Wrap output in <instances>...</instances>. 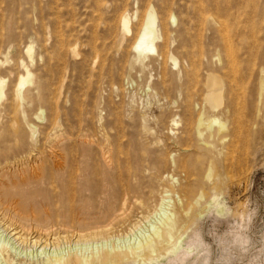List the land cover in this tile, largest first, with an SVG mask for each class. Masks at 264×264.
I'll return each mask as SVG.
<instances>
[{
    "label": "rangeland",
    "instance_id": "374dc122",
    "mask_svg": "<svg viewBox=\"0 0 264 264\" xmlns=\"http://www.w3.org/2000/svg\"><path fill=\"white\" fill-rule=\"evenodd\" d=\"M0 78V222L131 243L171 212L157 260L117 264H264V0H0Z\"/></svg>",
    "mask_w": 264,
    "mask_h": 264
},
{
    "label": "bare ground",
    "instance_id": "6f19581e",
    "mask_svg": "<svg viewBox=\"0 0 264 264\" xmlns=\"http://www.w3.org/2000/svg\"><path fill=\"white\" fill-rule=\"evenodd\" d=\"M122 26L127 31L129 30V24L126 18H123ZM157 27L158 17L154 9L151 8L146 14L143 28L137 36L133 46L137 53L143 55L150 51L156 52L155 41L161 36L159 35ZM30 51L31 47L28 46L26 52L29 58H31L29 54ZM170 58L173 60L174 64L177 63V59L172 56ZM206 78L207 92L205 100L211 108L218 107L221 104L222 98V81L213 73L208 74ZM32 79V73L26 69V76H20L18 82V88L16 90L17 97H21L22 89L27 83H30ZM3 83L4 80L0 78V98L4 94ZM176 122V118H173L172 124L175 125ZM201 123L200 120L199 124ZM222 127H224V125ZM35 132L33 131V137H35ZM166 205V198H162L158 205V209L162 207L167 208ZM154 213H156V210L144 216L142 215L139 220L131 223L128 228V234L136 229L142 220L145 221L144 219L150 217V215ZM174 214L168 212L164 216L162 215L163 217L160 220L158 219L157 225L154 226L153 229L151 228V232L143 235L140 239L138 238L135 242H126L127 244L118 241L122 235L117 236L111 234L112 228L108 225L87 232L78 231L76 232L75 239H73L71 243L66 236H54L52 238L47 235L32 236L33 234L31 236H23L24 233L22 230H18L17 227H14L16 225L13 226L14 228L10 229L6 223L0 222V232L8 237V240L0 241V264H117L118 262H135L137 259L141 261L148 260V262L151 263L157 260L159 248H164L175 234L174 232L181 218H179V215L176 214L175 216ZM21 220H23V218ZM11 243L15 244L16 247H12L10 245ZM89 243H91V245L93 243L94 247L92 246L90 249L81 247ZM94 243L96 244L94 245ZM173 249L176 248L173 247Z\"/></svg>",
    "mask_w": 264,
    "mask_h": 264
}]
</instances>
